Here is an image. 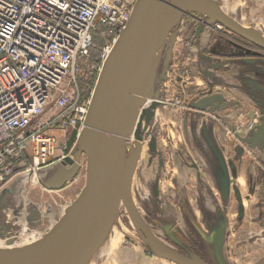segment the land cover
<instances>
[{
  "label": "water",
  "instance_id": "95a60500",
  "mask_svg": "<svg viewBox=\"0 0 264 264\" xmlns=\"http://www.w3.org/2000/svg\"><path fill=\"white\" fill-rule=\"evenodd\" d=\"M190 12L264 49V33L230 15L221 0H138L104 63L85 125L72 151L62 161L38 172L55 167L45 185L51 190L60 189L78 176L85 154V185L41 238L12 249L0 247V264H86L106 240L122 205L140 237L158 256L177 264H207L182 257L163 244L141 218L133 195L135 175L148 143L144 136L151 131L156 110L166 104L165 93L157 92L155 77L160 71L170 73L177 41L175 31ZM229 44L234 47H228L234 55L250 53L233 42L223 45L224 51ZM167 83L169 75L166 86ZM214 99L205 98L199 105H210ZM155 143H148L152 156L157 152ZM17 177L0 192H8V185ZM215 244L218 263L226 264L220 237Z\"/></svg>",
  "mask_w": 264,
  "mask_h": 264
},
{
  "label": "built area",
  "instance_id": "2783aa9c",
  "mask_svg": "<svg viewBox=\"0 0 264 264\" xmlns=\"http://www.w3.org/2000/svg\"><path fill=\"white\" fill-rule=\"evenodd\" d=\"M137 1L0 0V189L68 155Z\"/></svg>",
  "mask_w": 264,
  "mask_h": 264
},
{
  "label": "flooded vegetation",
  "instance_id": "af4514ba",
  "mask_svg": "<svg viewBox=\"0 0 264 264\" xmlns=\"http://www.w3.org/2000/svg\"><path fill=\"white\" fill-rule=\"evenodd\" d=\"M187 16L197 23L198 33L212 26L196 13ZM238 37L232 41L250 50L244 65L235 66L242 61L229 59L226 54L224 63L217 62L225 73H231L234 68L239 71L234 78L239 97L229 108L235 113L183 117L176 140L169 134L165 142L160 133V144H168L166 154L172 147L175 149L176 172L165 178L171 181L168 194L162 176L169 161L164 150L157 146L158 160L149 152L145 161L146 171L153 175L137 182L133 195L137 206L140 202L143 209L158 213L154 217L147 215L148 218L144 215V222L163 244L180 256L188 257L186 251L198 250V237H203L209 216H214V250L216 238L220 237L226 264H230L224 257L226 246L229 250L238 247L241 264H264V49ZM250 79L256 81L255 87L250 85ZM144 151L145 147L142 154ZM231 211L236 217L234 228L230 227Z\"/></svg>",
  "mask_w": 264,
  "mask_h": 264
},
{
  "label": "rangeland",
  "instance_id": "374dc122",
  "mask_svg": "<svg viewBox=\"0 0 264 264\" xmlns=\"http://www.w3.org/2000/svg\"><path fill=\"white\" fill-rule=\"evenodd\" d=\"M221 1L223 8L230 15L244 25L257 27L264 33V0ZM196 24L185 15L175 31L177 41L174 47L173 62L170 64L171 71L169 74L167 71H160L155 77L157 92L165 93L166 104L156 110L150 128L151 133L144 136L148 143L155 140L156 147L159 146L160 150H164L165 156L168 158V170L164 171L162 176L166 194H168V183L171 181H166L165 178L166 176L171 177L170 173L176 172V167H174L176 157L174 156V147L170 149L169 154H166L168 144L166 143L164 146L160 144L159 134H163L165 142L168 141L167 135L169 134H172L176 140L178 127L182 124L183 117L191 118L193 114L208 115L211 112L215 115L234 114L235 112L229 108L233 105L232 101L239 97L235 89L237 85H234V78L237 77L239 71L234 68L231 73H225L217 62L224 63L226 60L223 56L226 54L225 56L229 59L242 61L236 63L235 66H242L247 56V54L234 55L228 48L227 51H224L226 47L223 45L226 46L228 42L239 44L232 41L233 38H239L237 35L213 26H207L204 31L198 33L195 31ZM188 40L192 41V45H187ZM230 48L232 50L234 47L230 46ZM168 75L169 83L166 86L165 81L168 79ZM249 81L250 85L255 87L256 81L252 79ZM212 97L215 99L210 105H199L205 98ZM177 98L181 99V105L174 103ZM73 136L75 139L72 138ZM72 137L67 144L68 154L72 151L77 139L75 134ZM148 143L145 145V151L135 175V184L140 182L143 177L153 175V172L145 169V161L149 155L150 145ZM152 157L158 160L156 155ZM170 166L173 167V170ZM55 169V167L54 169L50 167L37 175L23 173L24 175H20L21 177H17L18 179L16 178L8 185L10 186L7 187L8 192H0L2 196L0 198V247H19L38 240L53 227L65 213L66 207L79 195L86 182V155L84 154L82 157V167L78 176L60 189L51 190L46 187L45 183ZM143 188H147V185L145 187L143 184ZM135 191L138 192V190ZM137 203L140 216L145 222L144 215L146 217L147 215L151 217L158 215V213L154 214L153 211H148L147 208L143 209L140 202ZM232 215L231 211L230 227L234 228L237 223L236 217ZM157 218L160 217L157 216ZM215 220L214 216H209V229L206 228L208 231L204 232L203 237H198V250L186 251V256L192 258L191 254H193L197 256V259L207 264H218L212 239V231L216 227ZM236 237L238 238L239 235ZM237 248L229 250L226 246V250H224V257L230 264H241L238 261ZM86 264L175 263L158 256L138 235L126 207L122 205L106 240Z\"/></svg>",
  "mask_w": 264,
  "mask_h": 264
},
{
  "label": "trees",
  "instance_id": "16d2710c",
  "mask_svg": "<svg viewBox=\"0 0 264 264\" xmlns=\"http://www.w3.org/2000/svg\"><path fill=\"white\" fill-rule=\"evenodd\" d=\"M104 41H105V37H103V36H101V37H99V38L96 39V42L99 43V44H103Z\"/></svg>",
  "mask_w": 264,
  "mask_h": 264
},
{
  "label": "bare ground",
  "instance_id": "6f19581e",
  "mask_svg": "<svg viewBox=\"0 0 264 264\" xmlns=\"http://www.w3.org/2000/svg\"><path fill=\"white\" fill-rule=\"evenodd\" d=\"M7 249H12L13 247H6Z\"/></svg>",
  "mask_w": 264,
  "mask_h": 264
}]
</instances>
